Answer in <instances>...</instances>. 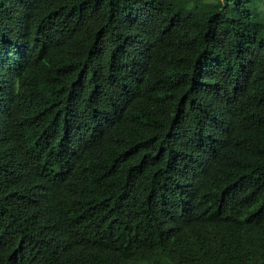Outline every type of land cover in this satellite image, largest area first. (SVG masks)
<instances>
[{"label":"trees","instance_id":"1","mask_svg":"<svg viewBox=\"0 0 264 264\" xmlns=\"http://www.w3.org/2000/svg\"><path fill=\"white\" fill-rule=\"evenodd\" d=\"M0 264H264V0H0Z\"/></svg>","mask_w":264,"mask_h":264}]
</instances>
